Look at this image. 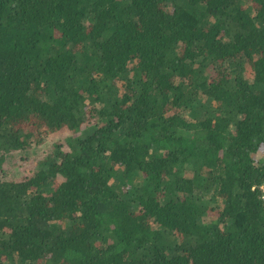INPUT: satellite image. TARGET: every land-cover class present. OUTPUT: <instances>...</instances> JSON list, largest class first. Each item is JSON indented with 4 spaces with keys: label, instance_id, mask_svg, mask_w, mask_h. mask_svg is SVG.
I'll return each instance as SVG.
<instances>
[{
    "label": "trees",
    "instance_id": "16d2710c",
    "mask_svg": "<svg viewBox=\"0 0 264 264\" xmlns=\"http://www.w3.org/2000/svg\"><path fill=\"white\" fill-rule=\"evenodd\" d=\"M264 0H0V264H264Z\"/></svg>",
    "mask_w": 264,
    "mask_h": 264
},
{
    "label": "clouds",
    "instance_id": "9594fccd",
    "mask_svg": "<svg viewBox=\"0 0 264 264\" xmlns=\"http://www.w3.org/2000/svg\"><path fill=\"white\" fill-rule=\"evenodd\" d=\"M264 186V184L262 185V187ZM262 191H263V194H262V196H264V190L262 189Z\"/></svg>",
    "mask_w": 264,
    "mask_h": 264
},
{
    "label": "built area",
    "instance_id": "2783aa9c",
    "mask_svg": "<svg viewBox=\"0 0 264 264\" xmlns=\"http://www.w3.org/2000/svg\"><path fill=\"white\" fill-rule=\"evenodd\" d=\"M262 189L264 190V186L262 187ZM263 199H264V196H263Z\"/></svg>",
    "mask_w": 264,
    "mask_h": 264
}]
</instances>
